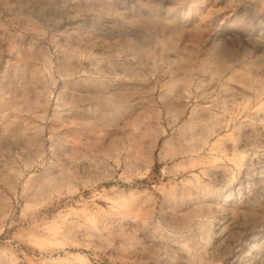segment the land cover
<instances>
[{
  "label": "rangeland",
  "instance_id": "374dc122",
  "mask_svg": "<svg viewBox=\"0 0 264 264\" xmlns=\"http://www.w3.org/2000/svg\"><path fill=\"white\" fill-rule=\"evenodd\" d=\"M0 264H264V0H0Z\"/></svg>",
  "mask_w": 264,
  "mask_h": 264
}]
</instances>
